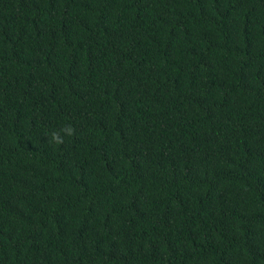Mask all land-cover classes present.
I'll return each instance as SVG.
<instances>
[{"label":"trees","instance_id":"1","mask_svg":"<svg viewBox=\"0 0 264 264\" xmlns=\"http://www.w3.org/2000/svg\"><path fill=\"white\" fill-rule=\"evenodd\" d=\"M0 264H264V0H0Z\"/></svg>","mask_w":264,"mask_h":264},{"label":"clouds","instance_id":"2","mask_svg":"<svg viewBox=\"0 0 264 264\" xmlns=\"http://www.w3.org/2000/svg\"><path fill=\"white\" fill-rule=\"evenodd\" d=\"M62 132L64 134L70 135L72 132V129L70 127H65L62 129ZM51 137H52L53 141H55L56 143L60 142V133L59 132H56V131L52 132Z\"/></svg>","mask_w":264,"mask_h":264}]
</instances>
